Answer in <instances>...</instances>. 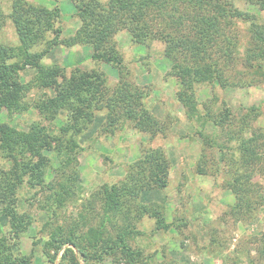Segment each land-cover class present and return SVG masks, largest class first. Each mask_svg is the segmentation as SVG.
<instances>
[{"label": "trees", "instance_id": "16d2710c", "mask_svg": "<svg viewBox=\"0 0 264 264\" xmlns=\"http://www.w3.org/2000/svg\"><path fill=\"white\" fill-rule=\"evenodd\" d=\"M69 1L79 26L71 36L60 38L58 6L48 9L27 0H0V34L8 19L18 40L15 47L0 42V110L22 114L33 109L49 119L65 115L55 135L37 121L26 130L0 124V160L7 165L0 168V264H35L33 248L29 254L21 251V239L33 222L31 216L19 210L25 185L36 190L34 195L44 192L40 210L46 221L40 233L48 234L41 246L43 263L54 264L62 251L59 264H79V259L93 264L107 258H112L113 264H150L152 255L131 244L139 235L137 222L146 215L155 219V230L173 227L160 211L140 202L142 193L163 189L169 181V163L163 150L144 145L140 147V157L127 165L120 181L103 183L82 203L75 218L65 219L64 223L59 220L81 191L78 156L83 147L78 136L88 129L96 112L105 111L101 131L107 136L115 135L124 125L145 135L148 143L167 133V123L145 106L151 88L127 79L128 68L113 40L117 32H126L136 45L148 46L156 41L163 45V55L170 62L166 75L178 85L175 99L186 118L201 128L196 132L202 140L196 174L220 179L218 187L233 196L226 213L235 222L252 219L264 205V190L256 181L264 179V129H253L251 125L257 117L256 108L246 110L235 122L224 101L218 104V98L213 96L199 102L197 90L203 85L222 90L249 87L256 84L257 78L264 80V23L236 7L237 1H243L264 10V0ZM181 10L184 15L178 18L184 20L183 26L172 21L178 19L175 16ZM240 24L247 25L250 38L243 48L221 28L224 25L238 29ZM58 45L90 47L89 59L93 63L116 69V85L110 87L105 74L97 69L73 68L67 74V69L59 65L44 66L42 58ZM239 60L248 72L246 77L232 82L220 64L226 67ZM29 69L34 75L27 83H20V73ZM32 89L42 92L28 104L23 97ZM232 121L236 131L227 129L224 133L228 143L235 142L233 150L218 142L216 132L217 128L224 131L225 124ZM208 124L215 131L213 135L202 131ZM208 150L217 152L216 162L209 161ZM45 151H51L58 163L49 184L45 176L51 160L44 156ZM256 241L254 256L245 251L243 264H264V233ZM36 243L33 240L32 247ZM211 243H215L213 238ZM237 257L234 263L240 264Z\"/></svg>", "mask_w": 264, "mask_h": 264}, {"label": "rangeland", "instance_id": "374dc122", "mask_svg": "<svg viewBox=\"0 0 264 264\" xmlns=\"http://www.w3.org/2000/svg\"><path fill=\"white\" fill-rule=\"evenodd\" d=\"M27 1L48 9L58 6L61 14L58 24L61 31L60 38L71 36L78 28L75 9L69 0ZM4 7L7 9L5 4ZM236 7L254 14L259 22L264 23V10L243 1H237ZM4 14L8 15V11L5 10ZM182 15L184 13L181 10L175 18ZM178 19L172 21L183 26L184 20L181 18L178 21ZM157 23L160 26L159 22ZM221 28L224 34L238 41L240 48L250 43L246 24H240L238 29L224 25ZM2 30L0 42L7 46H17L18 40L8 19ZM159 30L165 32L164 29ZM113 40L123 57L124 65L128 68L127 79L137 86L151 88V95L146 100L145 106L158 119L167 123V133L164 137L157 136L148 143L145 135L124 125L115 135L107 136L101 131V125L105 121V111L96 112L91 125L78 136L83 147V151L78 156L81 191H78V198L65 207L64 216L61 215L59 220L64 223L65 219L71 221L75 218L82 210V203L103 183L114 184L120 181L125 175L127 165L140 157L141 146L160 147L169 163L168 185L163 189L142 193L140 202L160 211L166 223L174 225L166 231L155 230V219L145 215L136 224L139 235L131 243L132 246L142 249L146 255H152L153 263L150 264H235L237 256H240V264H243L247 250L251 253V257L254 256V248L257 247L254 240L256 241L264 233V205L255 211L252 219L245 222H235L228 216L226 212L234 201L231 193L218 187L220 179L211 175L196 174L202 149V140L196 132L201 128L186 118L185 110L175 99L178 85L173 78L166 75L170 62L163 55V45L157 41L148 46L136 45L131 42L126 32H117ZM90 55L91 49L88 46L66 48L58 45L47 53L41 62L44 66L64 67L67 69V74L73 68L97 69L105 74L110 87L116 85L118 81L116 69L104 63L98 65L93 63L89 59ZM220 65L224 68L225 77L232 82L246 77L245 73L248 72L240 60L235 65L229 63L226 67L224 63ZM33 75L34 71L31 69L21 72L20 83H27ZM254 83L256 84L249 87L236 86L225 90L215 85L212 87L203 85L197 90V99L203 102L215 96L218 98V104L224 101L234 114L235 122L246 110L256 108L257 117L251 125L253 129L258 127L264 129V80L257 78ZM41 92L35 89L29 90L24 95L23 101L31 104ZM217 107L218 105L213 106V110ZM48 117L38 114L33 109L22 114H10L5 109L0 110V124L7 123L19 130H26L29 124L37 121L45 125L50 134L55 135L63 126L65 115L60 113L53 119ZM231 124L233 126H230ZM230 125L225 124L224 131L217 128L216 132L218 142L228 144L233 150L235 142L228 143L227 135L224 133L227 129L236 131L237 126L234 121ZM202 131L212 135L215 133L210 124ZM206 152L211 156H208L210 162L217 161L218 154L215 150ZM44 156L51 160L50 169L45 176V181L49 184L54 178L52 170L58 163L51 151H45ZM6 166V163L0 160V168ZM256 181L260 182L264 190V179L257 178ZM35 192L36 190L25 185L20 195V212H25L33 219L32 225L21 239V251L29 254L33 248L35 264H49L43 263L41 256L42 242L48 234L47 230L45 231L47 233H40L46 221V216L40 210L44 192L34 195ZM2 223L0 221V225ZM211 238L215 240L214 244L211 243ZM33 240H37L35 247H32ZM61 254L62 251L54 264H59ZM113 261L112 258H107L101 263L93 264H113ZM79 264L85 263L79 259Z\"/></svg>", "mask_w": 264, "mask_h": 264}]
</instances>
